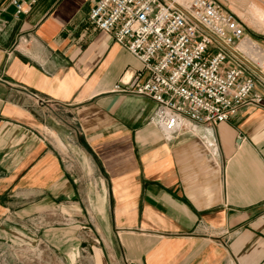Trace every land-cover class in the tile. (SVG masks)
<instances>
[{
    "label": "crops",
    "instance_id": "1",
    "mask_svg": "<svg viewBox=\"0 0 264 264\" xmlns=\"http://www.w3.org/2000/svg\"><path fill=\"white\" fill-rule=\"evenodd\" d=\"M90 8L0 0V235L57 208L91 225L94 264H264V107L170 138L121 91L143 65Z\"/></svg>",
    "mask_w": 264,
    "mask_h": 264
},
{
    "label": "built area",
    "instance_id": "2",
    "mask_svg": "<svg viewBox=\"0 0 264 264\" xmlns=\"http://www.w3.org/2000/svg\"><path fill=\"white\" fill-rule=\"evenodd\" d=\"M39 0H10L24 15ZM89 19L143 65L121 91L156 103L170 138L195 123L228 121L264 107V43L217 0H86Z\"/></svg>",
    "mask_w": 264,
    "mask_h": 264
},
{
    "label": "rangeland",
    "instance_id": "3",
    "mask_svg": "<svg viewBox=\"0 0 264 264\" xmlns=\"http://www.w3.org/2000/svg\"><path fill=\"white\" fill-rule=\"evenodd\" d=\"M223 9L232 12L245 26L247 33L254 39L264 43V0H217ZM47 220L38 215L25 222L16 221V227L21 231L16 235H0V264H94L90 259L88 243L92 237L89 223L73 222L68 217L61 215L55 208L49 213ZM0 225L7 228L13 227L14 221L1 220ZM48 228L69 229L78 225V231L69 229L68 234H45V225ZM9 224V225H8ZM50 233V232H49ZM77 238L74 251L69 249L66 240L68 237ZM97 239V238H96Z\"/></svg>",
    "mask_w": 264,
    "mask_h": 264
}]
</instances>
